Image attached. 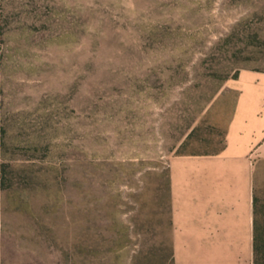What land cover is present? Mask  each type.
I'll return each mask as SVG.
<instances>
[{"label": "rangeland", "instance_id": "374dc122", "mask_svg": "<svg viewBox=\"0 0 264 264\" xmlns=\"http://www.w3.org/2000/svg\"><path fill=\"white\" fill-rule=\"evenodd\" d=\"M244 70L264 0H0V264H174L171 161ZM255 197L264 239V160Z\"/></svg>", "mask_w": 264, "mask_h": 264}, {"label": "crops", "instance_id": "0c3cea01", "mask_svg": "<svg viewBox=\"0 0 264 264\" xmlns=\"http://www.w3.org/2000/svg\"><path fill=\"white\" fill-rule=\"evenodd\" d=\"M224 146L170 164L174 264H253L255 172L264 160V72L229 86Z\"/></svg>", "mask_w": 264, "mask_h": 264}, {"label": "trees", "instance_id": "16d2710c", "mask_svg": "<svg viewBox=\"0 0 264 264\" xmlns=\"http://www.w3.org/2000/svg\"><path fill=\"white\" fill-rule=\"evenodd\" d=\"M257 198L255 197V221H254V260L253 264H264V239L262 237L261 226L258 223Z\"/></svg>", "mask_w": 264, "mask_h": 264}]
</instances>
